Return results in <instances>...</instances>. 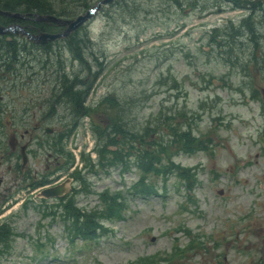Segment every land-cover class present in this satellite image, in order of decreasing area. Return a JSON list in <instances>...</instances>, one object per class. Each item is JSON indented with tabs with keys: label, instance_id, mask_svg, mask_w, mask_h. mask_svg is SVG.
<instances>
[{
	"label": "rangeland",
	"instance_id": "374dc122",
	"mask_svg": "<svg viewBox=\"0 0 264 264\" xmlns=\"http://www.w3.org/2000/svg\"><path fill=\"white\" fill-rule=\"evenodd\" d=\"M161 1L142 0L147 10L124 14L117 3H102L68 37L44 44L12 32L25 42L17 58L7 59L10 72L0 59V227L8 223L14 231L8 248L0 244V264L259 263L264 252V66L259 65L264 50H251L253 40L246 33L241 36L245 46L235 44L230 57L217 45L226 33L220 27L229 20L238 23L248 15L245 8L221 1L171 9ZM249 1H262L253 19L264 45V0ZM52 23L48 30H63L64 25ZM250 54L258 64L249 61L243 70L225 61ZM97 70L86 103L97 105L115 93L131 107L130 127L162 123L165 115L182 111L175 119L187 118L203 141L194 151L173 147L171 159L196 172L192 186L175 173L167 183L161 173H149L144 180L152 179L155 190L143 196L132 186L141 182L135 163L130 169L96 164L100 156L90 117L77 116L70 131V102L57 92L63 91L59 71L69 81L80 71L87 82ZM253 87L260 91L258 98L251 94ZM104 113L92 115L105 122ZM13 135L16 147L9 143ZM22 143H28L24 167ZM132 143L136 148V139ZM78 172L82 175L70 178L63 198L38 195L45 183ZM107 190L105 198L116 197L118 206L108 207L100 198ZM71 197L69 211L65 205ZM100 208L113 214L98 215L95 232L73 228L81 221L75 220L77 214Z\"/></svg>",
	"mask_w": 264,
	"mask_h": 264
},
{
	"label": "trees",
	"instance_id": "16d2710c",
	"mask_svg": "<svg viewBox=\"0 0 264 264\" xmlns=\"http://www.w3.org/2000/svg\"><path fill=\"white\" fill-rule=\"evenodd\" d=\"M97 1L98 0H0V8L12 12H20L30 16L51 13L62 17H74L78 12L80 13L82 11H85L91 2L96 3ZM221 1L232 2L233 7L245 8V10H249V12L248 15L241 17L238 23L234 22L233 20H229V22H226L220 27L226 30V33L223 34L222 39L216 41L219 48H222V50H225L226 53H229L230 57L234 52L235 44L237 46L238 42H242L244 44L241 36L244 34L245 37L246 33L247 35H249V38L253 40V46L251 47V50H264V45L260 39L262 37H260L259 34L257 35V23L253 19L256 5L261 4L262 1L204 0V2H202L200 0H162L161 2L164 3L168 8L175 9L178 7L179 9L185 10V7H187V5L193 8H197L198 6H200V3H202V6L204 7H211ZM71 2L73 4L69 6ZM114 3H117V5L121 7L119 12H122V14L129 11L130 9H148V7L144 5L142 0H109L103 3L101 6H110ZM66 4H68L69 7H67ZM14 22H20L25 25L26 22H28V25L26 27L33 32L50 31L48 29L51 26L55 25L54 23L45 20H35L30 17L26 18L11 16L0 13V23L7 25ZM217 28L218 27H214L212 30H216ZM228 31H231L230 35ZM69 35L70 34L62 37H68ZM24 42L25 40L23 37H13L12 32L7 31L0 33V59L2 60L4 65L6 64L7 59L14 60L21 54L20 49L22 47L20 46L21 44H24ZM83 48L84 46H81L80 49L83 51ZM251 53L254 54L253 52ZM225 61L235 64L237 66L236 68L240 67L241 70L249 67V61L258 64L256 57L251 54L246 60L236 57L234 60ZM94 62L96 63V65H100L99 59L95 56ZM260 62L262 64L259 65L263 68L264 57L262 58V61L260 60ZM90 66L91 65L86 63V67L88 70H90ZM5 67L7 69H4V71L10 72V69L6 65ZM60 71L58 73V77L61 79V85L59 87H63V91L57 92V96L67 97L70 102V111L74 115V122L73 124H71L72 126H70L69 130L71 131L76 126L78 122L77 116L87 115L90 117L91 129L96 139L95 149H97V153L100 156L96 164H99V166L101 167L108 165L118 166L119 164H121L123 166L121 167L122 169H130L132 163H135L141 170V182H136L132 186L134 190H140L143 193V196H145V193L151 194L152 192H154L153 190H155V184L152 179L150 180V183L145 182L144 180V176H147L149 173H152L153 175H159L161 173L163 175L164 183H167V179L170 174L175 173L184 178L187 182V185H193V183L195 182L194 177H196V172L192 171L189 167L186 168L175 163L173 159H171V154L174 152V149L194 151L201 146L200 142L203 141V139L198 137V135H196V133L192 130L191 122L188 121L187 118H184L182 122H180L178 119H175V117L178 116L182 111H176L174 113L170 112V115H165L164 121L162 123L157 122L152 124L150 121H148L136 127H130V121L127 118V110L129 108L128 111H130L131 107H128V101L126 99H120L115 93H110L98 100L96 103L97 105L93 106L86 103L91 85L98 75V70L92 74V78L87 82L86 80H83L79 77L80 71L79 73L75 74L71 81H69L68 79L66 80L65 73H60ZM172 78L174 82H177V77L175 75H173ZM11 86L13 85L10 83V87ZM262 87H264V85ZM254 88L255 87L252 88L251 94L253 97H257L259 96L260 91L254 92ZM99 110H104V114L107 117V120L105 122L96 121L93 118L92 114ZM163 123L164 128L160 129V125H162ZM133 139H136V142L138 143L136 148L132 143ZM163 158L167 159L166 163L162 162ZM85 159H88L89 161V155H85ZM89 166L91 169H93L95 168V163L90 161ZM175 169L177 170L176 172H174ZM79 175L82 174L78 172L75 175L73 173L72 176L75 179L79 178ZM44 181L45 180H41V182ZM83 189L87 190L86 187H83ZM107 193L108 190L106 191V193L101 192L100 198L103 199V196L105 198ZM115 198L112 199L113 202L111 199L108 200V198H105V202L107 203L108 207H111L112 205H119V203L115 201ZM68 202L69 203H67L65 206L70 211L71 206L73 205L72 197L68 200ZM92 213L93 214H77L75 220L81 218V221H78L76 224H74L73 228H78V230L83 229L82 233L91 234L98 229L96 217L101 213L106 217H110L113 214V211H103L100 208L92 210ZM65 218L66 217H64L63 219ZM13 232L14 231L12 230V227H10L8 223H3L0 227V244H6L5 247L8 248L10 246L8 242L9 235Z\"/></svg>",
	"mask_w": 264,
	"mask_h": 264
},
{
	"label": "water",
	"instance_id": "95a60500",
	"mask_svg": "<svg viewBox=\"0 0 264 264\" xmlns=\"http://www.w3.org/2000/svg\"><path fill=\"white\" fill-rule=\"evenodd\" d=\"M109 0H98L95 4V8L92 10L87 9L83 13H78L74 17H62L58 15H54L51 13H46V14H37L34 16L26 15L20 12H12L9 10H4L0 8V13L6 14V15H11V16H19V17H26V18H34L37 20H45L49 22H55L57 24L64 25V28L61 32H50V31H38V32H30L27 28L22 23L16 22V23H10L8 25L1 24L0 23V32H5V31H13V32H20L25 34L29 39H33L37 42H46L48 40L55 39L57 37L63 36V35H68L71 31L75 30L77 27H79L85 19L93 14V11L96 10L102 3H105ZM263 92V99H264V88L262 89ZM47 130L49 128H46ZM27 143H24L22 146V159H23V164L27 160V155L25 152L24 147L26 146ZM70 180V177L65 178L63 181L45 186L41 188L38 192V195L42 197H50V196H57V195H62L67 190L68 188V182Z\"/></svg>",
	"mask_w": 264,
	"mask_h": 264
},
{
	"label": "flooded vegetation",
	"instance_id": "af4514ba",
	"mask_svg": "<svg viewBox=\"0 0 264 264\" xmlns=\"http://www.w3.org/2000/svg\"><path fill=\"white\" fill-rule=\"evenodd\" d=\"M38 125V123H35V126H37ZM46 129V128H45ZM47 130V129H46ZM25 132H22V133H20V135H23ZM27 142V141H26ZM9 143H10V145L12 146V147H16V145H17V138H16V136L15 135H13L12 136V139L9 141ZM23 144L24 143H22V144H20V148H19V151H20V154H21V157H22V146H23ZM28 144V143H27ZM27 144H26V146L24 147V149L26 150V147H27ZM22 160V164H21V166L22 167H24V165H25V163L23 164V159H21ZM58 180H60L61 181V179H58ZM57 180V181H58ZM50 183V182H49ZM48 183V184H49ZM46 184V183H45ZM44 184V185H45ZM10 188H7V190H9ZM3 196L5 197V194H3ZM263 229V228H262ZM263 231H264V229H263ZM263 243H264V238H263ZM260 250H261V253H262V250H263V248L261 247L260 248ZM257 264H264V252H263V254H260V259H259V263H257Z\"/></svg>",
	"mask_w": 264,
	"mask_h": 264
}]
</instances>
